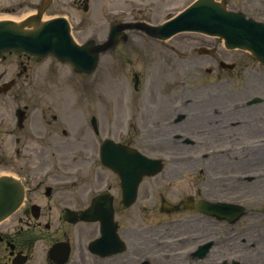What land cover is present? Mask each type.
<instances>
[{
  "label": "flooded vegetation",
  "instance_id": "1",
  "mask_svg": "<svg viewBox=\"0 0 264 264\" xmlns=\"http://www.w3.org/2000/svg\"><path fill=\"white\" fill-rule=\"evenodd\" d=\"M227 2L232 3L233 6L235 5L234 7L232 6L234 9H250L253 13L257 12L261 18H264V0H227ZM63 5L61 10L67 12V15L72 18V26L76 35L83 36L86 24L88 25L91 23L94 17L95 0H68L67 4L63 3ZM52 6L53 4L50 8ZM67 6H69L72 11L66 9ZM59 7L62 6H57V8ZM28 62L29 61H27V63ZM67 125L71 130L72 126L68 123ZM36 132H39V130ZM27 156L30 161L35 160L33 153L30 152ZM255 163L264 169V154H262L261 159L259 158ZM21 171L22 170H18L16 172L21 173ZM80 173L81 171H79V173L73 171L63 177L67 178L69 176L72 178L74 176L80 181ZM31 174L30 178L25 179V185H28L26 186L27 188L31 187L34 178H36L33 172ZM39 177L54 178L56 176L45 173ZM39 177H37V179ZM78 180L72 183L69 182L64 186H58L55 190V192H59L62 188H65L66 191L72 193V196L66 193V191H63L60 192L61 195L57 199L51 200L50 196L53 194L51 188L41 189L38 192H28L24 204L10 217L7 223L0 224V264H19L23 256H26L27 259L22 264H30L34 256L36 243L39 241L44 242L46 244L45 246L49 247L55 240L79 237L81 233L86 234L89 239L95 237L94 234L96 229L93 225L96 224L95 222H90L82 228L79 224L80 222L71 225L62 219L65 213V204L69 205L74 211H80L86 207L93 196L96 195V188L94 189L96 174L92 175L89 184H86V182H79ZM50 182L52 183V180L45 179V186L49 185ZM149 185L151 186L154 184L147 181L142 182V185L137 189V194H140L141 191ZM111 191L114 194L118 192L121 194L119 180L118 183L116 181L114 182V188ZM156 191L159 196L165 195V189L157 183L155 189L147 188L145 196L147 198H154L153 194ZM258 193L261 195L263 194L264 199V187L255 185L252 194L257 198L259 195ZM66 199L68 200L65 201ZM171 201H176V199L172 198ZM82 205L84 206L83 208H81ZM53 218H57L59 224L51 225L46 223L47 220ZM169 218H177V215L170 214ZM203 233L204 231L202 228L192 224L190 225V223L185 221L179 222L178 226L172 227L170 230L163 233V237L180 249H187L202 241ZM81 255L79 259H76L74 256L70 263L66 262L64 264H86V257L88 258L89 264H95L96 257L94 254L85 250L82 251ZM43 264H56V262L45 257Z\"/></svg>",
  "mask_w": 264,
  "mask_h": 264
},
{
  "label": "rangeland",
  "instance_id": "2",
  "mask_svg": "<svg viewBox=\"0 0 264 264\" xmlns=\"http://www.w3.org/2000/svg\"><path fill=\"white\" fill-rule=\"evenodd\" d=\"M126 0H109L111 5L114 6H124ZM101 6V5H100ZM104 8V7H102ZM179 7H177L178 9ZM28 10V9H27ZM26 11V10H25ZM166 12V11H165ZM165 12L161 11L159 18L160 20L163 19L165 17ZM22 13V12H20ZM17 13V14H20ZM51 15V12H46V14L44 15L45 18L46 16ZM193 36H195L196 38H198V35H194L191 33H181L178 34L176 36L173 37V39H171V41L169 40L167 42L166 45H172L174 44L176 41L177 42H186L189 40V38H192ZM195 45H197V43H193ZM131 46V44L129 45H124L121 46L119 49H117V51H120L123 55H125L126 51L128 50L130 54H128V56H121V57H125L126 59H118L120 57L117 56L116 58H112L111 60L106 58V57H101L100 58V65L98 68V72H97V83H96V87L100 88V92L98 93V95H100L101 98H105V94L107 93V91L104 89V87L107 85L109 82H114L115 84H117L118 86V90L117 91H111L110 88L108 91V95H112L114 97H119L120 95H124V93L127 90L128 87V79L130 78L131 75V71H136L138 73H140V75H143V77L145 78V85H147L150 77H151V83L149 85V87L147 89H144L145 94L147 93V91L149 89H156V82H155V77L152 74V70L155 69L157 67L156 62H158L162 56L167 57L168 53L167 52H163V50H159V47L161 45L152 43V42H148L147 44H134L133 49L129 50V47ZM125 49V50H124ZM192 51V49H191ZM141 53V54H140ZM143 53H146V55H144ZM195 53V52H193ZM140 54V55H139ZM138 55V57H137ZM109 65L115 69H111V70H107ZM1 67V65H0ZM152 67H154L152 69ZM261 73H263L262 77H264V70L261 71ZM193 76V75H192ZM192 76H187V78L190 80L193 77ZM201 80H198V83H203L204 81L206 83H209V86H212V91L210 95L205 94V96H208L209 99L212 100H216L217 97L219 95L222 94L221 91H218V87H221L222 89L220 90H224L226 89V87H229L230 90V95H227L224 97V101H225V105H226V101H230L233 99H236V101L242 100L246 97H249L251 93H253V89L254 87H257L258 84L255 83L254 81H244L242 80L243 77H240L239 79L233 78V80H231V82L227 83L226 81L223 82L222 80L224 79V77L218 76V77H213L211 75H205V74H201ZM119 80V81H118ZM226 83V86H225ZM113 89H115L117 86L112 85ZM208 86V88H209ZM109 87V86H108ZM258 88V87H257ZM119 91V92H118ZM19 92H11L8 95H5L3 97L0 98V111L3 114H10L11 112V107H13L10 103L8 104L7 101L12 102L14 99V95L17 94ZM234 93V94H231ZM20 96H22L21 93H19ZM104 96V97H103ZM107 98V97H106ZM98 102L100 100H97ZM103 103V102H102ZM99 105H97L98 107ZM10 107V108H9ZM94 107V108H97ZM222 109V108H219ZM121 109H117V113L119 116V111ZM207 109H201L197 112L198 116L199 113H204L206 112ZM193 111V109H192ZM246 112V111H245ZM242 113V111L240 112ZM97 114L100 116L102 115L101 112H97ZM8 116V115H7ZM11 116V114H10ZM9 116V117H10ZM242 116H245L244 114H242ZM190 118H194V116L190 117ZM102 122V127L106 126V123L103 121ZM224 123V122H223ZM104 124V125H103ZM177 151H181V150H177ZM202 152H206V151H202ZM206 160L202 159L201 162L205 163ZM9 163V162H8ZM256 172L254 169L251 170L250 173ZM233 174V173H231ZM236 180V178L234 179ZM160 181L155 183V188H156V184L159 183ZM238 190H241V193L237 196L240 200H253L254 197L252 194V190H253V185L249 183H242V185H240L238 187ZM235 194L239 193L238 191L234 192ZM155 198L158 199L159 195L157 193V191L153 194ZM250 204L249 202H246L245 205ZM126 216L127 214L125 212H120L117 214L118 220L119 222H121V224L123 226L127 225V221H126ZM226 232V229H223V233ZM133 238V236L129 235L128 236V240H131ZM257 237H255L256 239ZM252 240V234L251 233H247L246 235H244V239L242 240H238V238L234 241L231 240L229 242H227L225 245L221 246L223 248L220 249L221 252H224L225 254H233V255H237L239 258H246L251 260V262L249 264H261L258 261V254H257V248L254 246H250V248H243V245H245L247 242H250ZM152 254H154V251H151ZM155 263L158 264H167L169 263L168 259L166 257H156L154 259ZM40 259L37 257H35L34 260V264H40Z\"/></svg>",
  "mask_w": 264,
  "mask_h": 264
},
{
  "label": "water",
  "instance_id": "3",
  "mask_svg": "<svg viewBox=\"0 0 264 264\" xmlns=\"http://www.w3.org/2000/svg\"><path fill=\"white\" fill-rule=\"evenodd\" d=\"M215 14H219L222 15L224 12L219 9L216 11H211ZM236 19L240 20L239 25H237L234 29L231 28V25H228L225 28V32L224 35L228 36L230 39V42L227 43L228 46H235V45H240L243 46L244 48H251L252 46V50L253 52H256L257 49L259 50L258 52V58H261L264 60V49H262L260 46H256L257 44H260L259 42H254L253 45L251 42L249 41H243L241 40V38L246 37L247 34H242L241 37L237 38L238 36H231L234 32V30H237L238 28L240 29H247L249 31V33L251 34L252 32H254L255 30V24L257 25V23H254L252 20H245L244 17L241 16H234ZM19 26L16 25L14 22L12 21H3L0 22V51L4 50V48H7L6 46H13L15 45V43L17 44L19 37L23 36V31L18 28ZM39 27V26H38ZM41 29V27H39ZM226 30L228 31L226 33ZM38 30H36L37 33ZM42 31L45 35V40L46 42H50L51 41L48 39V35H47V30L42 28ZM230 31V32H229ZM25 33H27V36H29L30 38H32V32L31 31H24ZM54 32H51V35H54ZM261 34L264 35V28L261 27ZM17 38V39H16ZM41 39H44V37L42 36ZM25 42L27 44H29L30 40H28L27 38H24ZM259 40V39H258ZM261 41V40H259ZM31 42H34V39L31 40ZM42 43L39 41L37 44V48L41 47ZM74 44L72 43V41L69 39L68 36H66V34L60 35L59 38H54V40L52 41V47L51 49L56 52L61 58H68L66 55L69 54V52H71L72 50H74V52L79 51L80 48H76L75 46H73ZM15 47V46H14ZM22 48V47H19ZM27 50H31V47H26ZM83 49L85 47H82ZM4 192L6 193L5 195H3L4 197L1 199L0 201V212L1 210H4L9 204H12V202L14 200H16V198L18 197V193L16 191H11L9 189V187H7V185H5L4 183H0V196L1 194Z\"/></svg>",
  "mask_w": 264,
  "mask_h": 264
},
{
  "label": "bare ground",
  "instance_id": "4",
  "mask_svg": "<svg viewBox=\"0 0 264 264\" xmlns=\"http://www.w3.org/2000/svg\"><path fill=\"white\" fill-rule=\"evenodd\" d=\"M4 16H6V15H4ZM0 18H2V17H0Z\"/></svg>",
  "mask_w": 264,
  "mask_h": 264
}]
</instances>
